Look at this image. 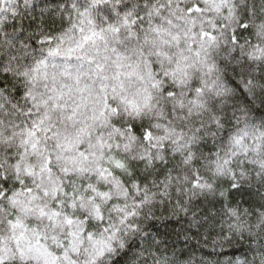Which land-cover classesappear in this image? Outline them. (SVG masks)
I'll list each match as a JSON object with an SVG mask.
<instances>
[{
    "label": "snow or ice",
    "instance_id": "obj_1",
    "mask_svg": "<svg viewBox=\"0 0 264 264\" xmlns=\"http://www.w3.org/2000/svg\"><path fill=\"white\" fill-rule=\"evenodd\" d=\"M0 264H264V0H0Z\"/></svg>",
    "mask_w": 264,
    "mask_h": 264
}]
</instances>
